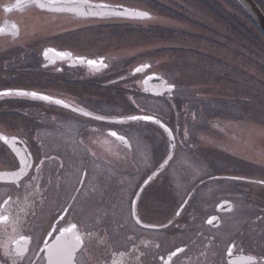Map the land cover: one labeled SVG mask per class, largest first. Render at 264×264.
I'll use <instances>...</instances> for the list:
<instances>
[{"label": "flooded vegetation", "instance_id": "af4514ba", "mask_svg": "<svg viewBox=\"0 0 264 264\" xmlns=\"http://www.w3.org/2000/svg\"><path fill=\"white\" fill-rule=\"evenodd\" d=\"M253 1L264 14V0ZM209 2L212 7L216 5L219 13L224 12L223 9L232 13L235 21L230 26L239 29L240 6L236 0ZM41 4H47V0H0V92L14 93L0 96V136L8 141L5 144L0 140V217H7L0 219V264H50L49 249L57 243L64 228L72 231L63 239L72 240L79 235L82 240L71 264L183 262L187 245L161 254L158 239L154 236L151 239L149 235L165 233L172 238L189 232L188 226L197 212L199 192L214 183L233 185L237 196L243 193V188L251 190L253 185L264 190V179L243 174L263 169L258 163L246 160L241 153L219 142L213 143L212 139L206 141V149L192 146L202 137L199 135L201 131H197L200 126L210 131L212 128L217 132H229L249 146L242 134L232 133L229 124L221 121L226 120L222 116L231 117L237 106L242 105L243 109L244 104L250 101L245 102L246 99L243 101L238 97L231 101L223 95L219 98L212 95L214 99L207 102V96L199 91L194 93V100L188 98L185 93H191L192 84L185 87V84L171 80L163 71L154 70L156 65L152 61L143 60V56L150 57L163 50L158 43L145 51L144 47H137L135 54L132 51L124 54L107 50L98 52L92 50L93 46L79 49L69 44L74 36L94 30L101 24L122 23L123 27L138 25L142 28L147 20H161V16L150 14L151 19L138 20L81 18L50 10L47 6L40 7ZM243 19V24L245 22L254 28L253 22ZM68 23L70 28L63 29V25ZM170 49L211 56L196 47ZM89 60L103 61L104 66H90ZM145 64L150 67L135 72L137 67ZM150 76L154 78L148 80ZM146 80L153 81L149 88L157 83L163 94L152 95L149 88L145 89ZM162 84L174 87L166 91ZM17 91L47 95L62 100L69 107L17 95ZM144 103H150L152 107L147 108ZM215 106L216 112H209ZM198 110L207 116L202 123L197 122V118L194 121L190 118L191 115L197 116ZM243 110H246L244 114L252 117L250 110ZM84 112L89 116L81 114ZM131 115L153 116L172 130V136L150 121L129 120ZM230 117L227 119L233 123ZM240 125L241 122L233 126L238 130ZM109 131L125 137L127 144L109 136ZM192 131L196 134L192 135ZM88 140L93 144L87 143ZM172 142L174 149L171 154ZM111 148L122 155L123 171L137 175L127 201L129 221L134 229L121 236L124 244L119 248H116L115 239L112 240L111 221L106 213L99 224L103 229H96L95 206H105L106 212L110 208V199L106 197L100 205L97 202L99 193L88 192L95 164H106L103 153L109 157ZM185 153L200 159L210 173L195 179L186 194L188 196L180 203L170 173L180 155ZM22 156L28 159L31 167L25 168L27 174L18 178L15 174L20 172ZM79 159H82L81 165ZM223 164L227 167L223 168ZM165 191L171 196L158 200L160 194L165 197ZM252 192L248 204L264 213V193ZM133 200L136 201L134 209ZM160 202H168L165 208L168 214L163 220L156 212ZM224 202L230 205L223 207L221 204ZM84 205L90 207L85 208ZM235 210V201L231 197L220 198L213 204L212 212L201 216V228L196 229V234L215 244L213 251L201 252L205 264H264L263 247H242L234 241L239 237L245 240L243 234L246 230H240L238 238L225 244L214 234H209V231H221L225 218ZM137 218L140 224L136 222ZM212 218H216L217 226L210 221ZM141 224L154 227H142Z\"/></svg>", "mask_w": 264, "mask_h": 264}, {"label": "rangeland", "instance_id": "374dc122", "mask_svg": "<svg viewBox=\"0 0 264 264\" xmlns=\"http://www.w3.org/2000/svg\"><path fill=\"white\" fill-rule=\"evenodd\" d=\"M95 1L142 9L151 15L161 16V20H147V24L141 26L142 28H139L138 25L123 27L121 26L122 23L111 26L101 24L94 30L74 36L75 38L69 44L79 49L93 46L92 50L98 52L107 50L115 54H124L132 51L131 53L135 54L137 47H144L145 51L158 43L163 50L152 54L150 57L143 56V60L152 61L156 65L154 70L163 71L171 80L175 79L178 83L185 84V87L192 84L191 93H185L188 98L191 97L194 100V93L199 91V93L207 96L205 98L207 102L214 99L211 98L212 95L215 98L223 95V98L231 101H235L234 99L237 97L243 101L246 99L245 102L250 101L244 104V108L252 112V117L244 114L246 110H243L242 105H239L231 117L222 116L226 120L221 121L224 124H229L230 127L228 128L232 133L242 134L244 140L250 144L249 146L239 142L237 137L232 136L229 132H217V129L212 128L210 131L209 129H202L201 126H197V131H201L199 135L202 137H199L198 141H194L192 146L206 149V141L212 139L213 143L219 142L225 147L241 153L246 160H252L264 169V38L262 39L254 28L251 26L245 28V24L240 22L241 17L239 16L238 20L241 24L236 30L224 22L216 5L210 7L206 4H198L194 0H158L163 2L166 7H161L160 3L152 4L148 0ZM171 12L174 16L170 15ZM154 24H158L161 29L171 28L173 33L169 36L167 34L162 36L160 28ZM67 25L70 24H64L63 29L70 28ZM186 46L196 47L205 51L204 53H210L211 56L208 58L188 51L181 52L170 49L172 47L185 48ZM143 106L152 107L150 103H144ZM216 107H212L209 112L215 113ZM197 112V116H190L193 121L195 118L200 123L207 120L205 118L207 116L202 114L200 110ZM213 115L215 116V114ZM208 117L210 116L208 115ZM229 117L232 118L233 123L227 119ZM240 122V128L237 130V127L233 125ZM193 131L190 133L196 134ZM86 142L93 144L90 140ZM115 147L119 149V147ZM94 150L98 151L95 147ZM103 157L107 163L95 164L96 169L90 181L88 192L90 193L91 190L99 193L100 199L97 202H100V205L106 197L110 199V208L106 207V212L105 206H95L96 229H103V226H99V224L103 222L106 213L111 221L112 240L115 239L116 248H119L124 244L122 237L134 229L129 221L127 201L137 175L132 174L131 171L128 173L123 171L124 160L122 155L117 151H112V148L110 156L108 157L103 153ZM81 162L82 159H79L80 165ZM225 167L227 165L223 164V168ZM261 170L243 174L262 180L264 179V172ZM209 173L207 165L200 159L191 157L188 153L180 155L176 166L170 173L172 181L176 185L175 192L176 196H179L180 203L188 196L186 194L191 189L189 187L193 181ZM251 188V190L243 188V193L237 196L234 195L233 185L214 183L213 186L199 192L196 202L197 212L190 221L191 224L187 225L189 232L176 234L172 238H169L165 233L149 236L151 239L153 236L158 239V251L161 254L176 247H186L187 245V253L182 256L183 262L179 264H205L206 260H204V255L201 252L213 251L215 244L205 241V238H200L196 234V229L201 228V216L212 212L213 204L220 198L231 197L235 201V212L225 218L224 228L221 231H209V234H214L216 239L225 244L231 239L238 238L240 230H246L247 232L243 234L246 237L245 240L239 237L234 241L242 247L254 245L264 248V213L257 211L256 208L248 204V200L252 198L249 195L253 193L252 191L264 193V190L255 185ZM165 192L167 193L165 197L160 194L157 199L163 201L164 198L171 196L170 192ZM167 204L168 202H160L158 209H156L160 220L166 219L168 210L165 208ZM84 206L85 208L90 207ZM143 239H148V237H143ZM254 241L255 243H253Z\"/></svg>", "mask_w": 264, "mask_h": 264}, {"label": "snow or ice", "instance_id": "6c2138e0", "mask_svg": "<svg viewBox=\"0 0 264 264\" xmlns=\"http://www.w3.org/2000/svg\"><path fill=\"white\" fill-rule=\"evenodd\" d=\"M62 3H68V4H81V3H88V0H47V4H41L40 7H49V9L51 10L52 6H56V5H60ZM93 9H96L95 11H93ZM107 12H112V14L117 15V16H127V18L129 19H151L150 14L147 11H141V10H130L127 8H124L123 11H115L113 10L109 5L105 4V3H99V4H91L89 5V12L86 13V15H95V16H102L104 14H106ZM49 51H54L52 49H49ZM45 55H47V53H45ZM58 55L61 56H66L68 55L67 53H58ZM87 63L90 66H96V65H100V66H104L103 65V61H95V60H89L87 61ZM150 65H142L141 67H137L135 69L136 73H139L142 71V69H147L149 68ZM154 77H148V80H152ZM148 80L145 81V84L148 83ZM162 87L166 90V91H171L172 88L174 86L171 85H167V84H162ZM14 94L11 91H7V92H0V96H4V95H12ZM15 94L17 95H24V96H31L34 98H38L40 100L43 101H48V102H54L57 105H61L65 108H68L69 105L65 104L62 100L60 99H54L53 97L47 96V95H41L38 94L36 92H20L17 91ZM158 95H161L163 93L158 92ZM72 111H77L76 109H72ZM84 116H89V113L84 112L81 113ZM94 119L97 120H101L103 119L102 117H93ZM129 120L131 121H146V122H152L154 124L159 125L160 128H162L165 132H167L169 134V136H172V130L169 129L165 124H163L161 121L155 119L153 116H149V115H131L128 117ZM108 135L111 137H114L116 140L121 141L122 143L127 144L126 138L123 136L118 135V133L116 131H109ZM0 140H2L5 144L8 143L7 139L3 136H0ZM15 143V141H14ZM25 153H27V150L25 149ZM29 158H30V154H28ZM41 163H43V161H41ZM31 167V165H29L28 163V159H26L25 157H21V167H20V172L15 174L17 175V177L19 178L22 175H26L27 173L25 172V168ZM147 180L145 181V184H147ZM138 196V194H137ZM136 206V201L133 200L132 201V207L133 209ZM133 215L135 216V212H133ZM177 215H179V213H177ZM0 219H7V217H0ZM136 222L138 224H140V220L137 218ZM142 227H154L153 225H145V224H141ZM75 227V226H73ZM72 229L69 228H64L63 230L60 231L59 237L57 239V243L55 245H53L50 249H49V261L50 264H71V261L74 257V254L77 251V248L82 244V240L81 237L79 235H75L73 237L72 240H67V239H63L66 235V233L71 232Z\"/></svg>", "mask_w": 264, "mask_h": 264}, {"label": "water", "instance_id": "95a60500", "mask_svg": "<svg viewBox=\"0 0 264 264\" xmlns=\"http://www.w3.org/2000/svg\"><path fill=\"white\" fill-rule=\"evenodd\" d=\"M236 1L244 9V11L247 13V15L250 17V19L253 21V23L255 24L257 29L260 31V33L264 37V14L260 10V8L257 6V4L253 0H236ZM99 3H104V2L88 1V3H81V4H76V5L68 4V3H62L60 5L52 6L51 9L58 11V12L71 13V14L77 15L78 17H81V18H97V19L124 18V19H129V18H127L126 15L125 16H117V15L112 14V12H107L106 14H104L102 16L86 15V13L89 12V5L99 4ZM105 4L109 5L115 11H123L124 8L130 9V10H137V9L125 7L122 5H115V4H109V3H105ZM95 10L96 9H93V11H95ZM133 20H136V19H133ZM152 84H153V81H148L147 84H145V81H144L145 89H148L149 86ZM149 92L154 96H160L157 94L158 92L163 93L159 89V86L157 85V83H155L153 85V88H149ZM173 149H174V143L172 142L171 143V154L173 152ZM221 205L223 207H228V205H230V204L227 202H224ZM226 211H229V208ZM210 221L213 222V224L215 226H217L216 218H212ZM167 261H169V259H167Z\"/></svg>", "mask_w": 264, "mask_h": 264}, {"label": "trees", "instance_id": "16d2710c", "mask_svg": "<svg viewBox=\"0 0 264 264\" xmlns=\"http://www.w3.org/2000/svg\"><path fill=\"white\" fill-rule=\"evenodd\" d=\"M148 1H150V3H152V4H155V3H160V5H162L161 7H166L164 4H163V2H160V1H158V0H148ZM194 1H197V3L198 4H203V5H207V6H210L211 7V4L212 3H210L209 1L210 0H194ZM240 6V5H239ZM224 10V12L223 11H221V13H220V15H221V18H223L224 19V22L225 23H228V24H231L233 21H235V19H234V17H233V15H232V13H228V12H226V14H225V9H223ZM170 15H173L172 14V12H171V14ZM174 16V15H173ZM240 17H241V23L243 22V17L248 21V22H250V23H252V20L249 18V16L246 14V12L243 10V8L240 6ZM239 22V21H238ZM240 23V24H241ZM244 24H245V22H244ZM246 24L244 25V27L246 28ZM158 28H160V27H158ZM157 28V29H158ZM247 29L249 30V28L247 27ZM160 30V32H161V35L163 36L164 34H167L168 36L169 35H171L173 32V30L171 29V28H160L159 29ZM254 30L256 31V32H258V34H259V36L260 37H262V39L264 38L263 37V35L259 32V30L257 29V27L254 25ZM150 32V31H149ZM264 40V39H263Z\"/></svg>", "mask_w": 264, "mask_h": 264}, {"label": "bare ground", "instance_id": "6f19581e", "mask_svg": "<svg viewBox=\"0 0 264 264\" xmlns=\"http://www.w3.org/2000/svg\"><path fill=\"white\" fill-rule=\"evenodd\" d=\"M261 141V140H260ZM262 141H263V139H262Z\"/></svg>", "mask_w": 264, "mask_h": 264}]
</instances>
